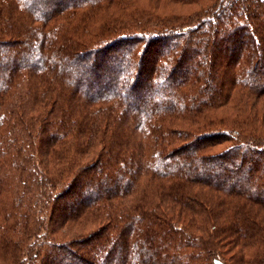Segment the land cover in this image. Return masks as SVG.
<instances>
[{
    "label": "trees",
    "instance_id": "trees-1",
    "mask_svg": "<svg viewBox=\"0 0 264 264\" xmlns=\"http://www.w3.org/2000/svg\"><path fill=\"white\" fill-rule=\"evenodd\" d=\"M206 1L88 42L132 0H0V264H264V0Z\"/></svg>",
    "mask_w": 264,
    "mask_h": 264
},
{
    "label": "rangeland",
    "instance_id": "rangeland-1",
    "mask_svg": "<svg viewBox=\"0 0 264 264\" xmlns=\"http://www.w3.org/2000/svg\"><path fill=\"white\" fill-rule=\"evenodd\" d=\"M207 1L201 0V1H195L192 3H182V1H177V0H132L130 2L129 7L125 8L124 10L120 9L118 7L119 5H108V8L102 13H97L93 14L88 18V14L85 15L87 16L84 17L85 23H87V29L82 31V38L85 41H91V38L94 37V34L97 33V31L101 30L102 27H100L101 24V19L104 18H116V23H118L117 27H123V32L128 33V31L132 30H145V31H150V30H155L156 29H162L164 26H174V25H180V24H186L189 23L191 24V18L194 16L195 13H197L200 9V6L202 3H206ZM6 5H4V8L2 9L3 13H7V8H5ZM136 9L139 12H142V15H139L138 12H136ZM13 13L15 14H21L25 16L23 13H20L16 10H13ZM107 15V16H106ZM80 11H78V14L74 15L71 18H80ZM89 23V25H88ZM126 29L128 31H126ZM170 41V40H169ZM141 41L140 43H142ZM173 41L169 42L168 48H170V43ZM129 43H127L128 45ZM126 46V44H125ZM141 46V45H140ZM117 53L120 52V50L116 51ZM140 51L138 50L133 52L132 57L138 58ZM140 56H143L140 54ZM130 58L131 56L126 55L123 58L127 59ZM90 58V57H89ZM205 56L203 55L202 52L196 53V60H201L205 61ZM123 65L126 63V60L121 61ZM195 62L191 63L190 67L191 69L194 68ZM73 69V68H72ZM81 69L79 67L76 68L74 67V71H71V73L76 74L77 72H80ZM82 73V72H81ZM120 81H124V78H121ZM149 88H153L152 85H149ZM147 99H150V96H146ZM167 126L169 127H179L183 129H188V130H194V125L192 123L186 122L183 124H178L176 121H170L167 120ZM189 142V141H188ZM187 142V143H188ZM177 144H180L181 141H176ZM183 144V143H181ZM224 146H226L225 143L217 145L209 149V152H215L218 150H221ZM192 147H186V149H191ZM156 201V200H155ZM80 224L77 225H72V226H63L59 232L57 233L58 236L60 235H65V236H70L76 232H81L83 231L88 232L91 231L95 227V223L91 219H82L79 221ZM178 226H181V224L178 223ZM225 253L224 256L229 259L233 253V249H222Z\"/></svg>",
    "mask_w": 264,
    "mask_h": 264
}]
</instances>
